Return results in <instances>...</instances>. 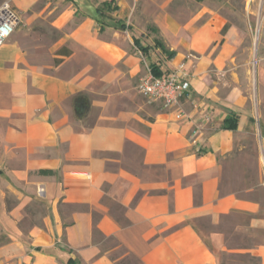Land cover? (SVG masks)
I'll return each mask as SVG.
<instances>
[{"label": "crops", "instance_id": "1", "mask_svg": "<svg viewBox=\"0 0 264 264\" xmlns=\"http://www.w3.org/2000/svg\"><path fill=\"white\" fill-rule=\"evenodd\" d=\"M37 1L14 0L21 27L0 48V264H220L213 247L264 264V204L226 184L257 123L264 139L263 69L251 108L243 32L223 35L228 20L205 0H128L126 19L123 1L98 15L99 4L67 0L52 22L63 35L42 53L27 38L47 12L30 13ZM152 28L172 59L154 39L136 46ZM182 63L191 89L178 119L138 85L150 65ZM232 112L237 129L225 130ZM201 219L219 228L209 242ZM232 231L245 246L228 248Z\"/></svg>", "mask_w": 264, "mask_h": 264}, {"label": "rangeland", "instance_id": "2", "mask_svg": "<svg viewBox=\"0 0 264 264\" xmlns=\"http://www.w3.org/2000/svg\"><path fill=\"white\" fill-rule=\"evenodd\" d=\"M8 1L12 5L13 10H16L18 15L21 16L14 4V0H0V8ZM79 1L80 4L89 1L93 2L95 5L100 2L99 0ZM119 1L128 4L127 7H125V11L121 9L117 12V16H121L122 18L125 17L126 19V16L132 11L129 1ZM67 4V0H38L36 2L30 10V13L45 9L47 12L43 14L42 18L39 17L36 19L30 27L31 32H28L27 38L28 44L31 47H36L38 52H48V49L60 39L63 33L58 30L52 22L56 20L61 12L67 10ZM205 4L224 16L228 20L229 25H235V27L237 26L240 29V32H243L244 36L239 45L240 49L238 50V55L241 60L249 61L250 71L249 77L244 78L241 84L252 98L250 102L251 108H254L253 104H255L256 108H259V103L256 102V95L260 83L259 76L254 73L255 71L258 72L259 66L263 69L260 81L264 87V0H205ZM48 12H51V14H49L47 18H44ZM105 12L110 13L108 11ZM30 13L28 12L25 15L28 16ZM122 22H124V20L120 21V23ZM17 27V29H19L21 24ZM125 35L128 36L127 31ZM155 36L156 34L154 32L149 33L143 36L144 38L140 39L141 43L145 46H151V42H153ZM149 37H151V39ZM155 53L157 54V52ZM157 58H159L158 55ZM144 100L146 101L145 98ZM260 106H262L261 110L264 114V103H261ZM255 116L259 120V114L257 112ZM257 124V129L248 137L241 140V144L244 145L245 148L240 153L237 160L234 159V162L228 166L226 184H228L229 190L237 192L239 196H248L264 204V159L262 158L264 157V139L262 138V130L259 127L260 124ZM249 188H252L253 191L249 194H243L244 190ZM237 219L243 221L246 218L243 215L235 214V220ZM196 226L207 242L210 241V234L219 229H215L208 219H201L196 223ZM227 229L229 228L226 227V230ZM232 233L233 234L230 236L231 240L228 242V248L238 249L245 246L246 242L244 241V237L238 235L236 231H232ZM213 250L216 252L220 264H261L260 258H255L246 253L220 251L215 247H213Z\"/></svg>", "mask_w": 264, "mask_h": 264}, {"label": "built area", "instance_id": "3", "mask_svg": "<svg viewBox=\"0 0 264 264\" xmlns=\"http://www.w3.org/2000/svg\"><path fill=\"white\" fill-rule=\"evenodd\" d=\"M14 12L9 1L0 8V48L10 40L19 25L20 19ZM190 89V75L185 63L179 64L176 69L161 76L155 75L148 68L138 85V91L148 103H161L165 109L174 110L178 119L186 117L182 100Z\"/></svg>", "mask_w": 264, "mask_h": 264}, {"label": "trees", "instance_id": "4", "mask_svg": "<svg viewBox=\"0 0 264 264\" xmlns=\"http://www.w3.org/2000/svg\"><path fill=\"white\" fill-rule=\"evenodd\" d=\"M198 1H202V0H198ZM99 5L94 8V12L97 13L98 15H104L105 11L108 12H115L119 9V7L115 4V0H109V1H105V2H101L98 3ZM230 27V25H226V27L224 28L222 34L225 35L228 28ZM153 32L156 34L154 42L156 47H159L162 52L164 54H166L168 59H172L175 55L176 52L175 51H170L169 49H166L167 47H165V44L163 43V41L160 39L159 37V31L156 28H152ZM135 44L136 46L139 48V50L143 51L144 53H146L148 51V47H145L141 44L140 39H135ZM69 50H61L60 53H64V54H70ZM150 69L152 70V73L154 72L155 75L157 76H161L163 75V72L160 70L159 66H157L156 64H152L150 65ZM237 123H238V113L236 112H232L227 118H225V121L222 125L223 129H227V130H236L237 129ZM42 173L44 174H49L51 173V171H42ZM45 252H52L54 253L52 250H45ZM61 261L64 264H79L78 262L75 263V261H73V259L71 257H66L61 259Z\"/></svg>", "mask_w": 264, "mask_h": 264}]
</instances>
